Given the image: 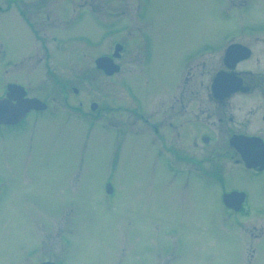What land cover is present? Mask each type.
Returning <instances> with one entry per match:
<instances>
[{"label":"rangeland","instance_id":"374dc122","mask_svg":"<svg viewBox=\"0 0 264 264\" xmlns=\"http://www.w3.org/2000/svg\"><path fill=\"white\" fill-rule=\"evenodd\" d=\"M71 1L23 3L34 12L27 15L36 30L37 7L49 10L41 29L61 38L56 45L37 41L15 6L0 17L9 80L48 106L28 117L24 129L0 133V264H39L58 256L63 264H264V182L241 171L225 176L227 188L241 186L249 194L251 212L243 219L228 213L218 184L185 190L183 177L167 169L171 152L147 131L136 132L144 127L132 126L127 100L110 87L123 79L146 115H161L182 58L194 51L187 47L226 37L227 0H138L136 13L134 0H88L104 7L107 19L122 15L117 24L101 26L92 12L75 21ZM250 2L248 21L259 25L264 0ZM38 16L41 22L44 15ZM131 32L140 65L132 66L128 44L122 72L105 78L94 64L114 50L105 37L129 43ZM83 36L92 43H78ZM72 87L81 90L78 97ZM94 100L99 113L90 110ZM106 182L115 189L111 204L104 200ZM60 234L68 243L59 244Z\"/></svg>","mask_w":264,"mask_h":264},{"label":"flooded vegetation","instance_id":"af4514ba","mask_svg":"<svg viewBox=\"0 0 264 264\" xmlns=\"http://www.w3.org/2000/svg\"><path fill=\"white\" fill-rule=\"evenodd\" d=\"M24 1L0 0V17L5 16L11 6H15L28 23V28L36 35L37 41L44 44L50 42L53 45L61 41L56 33L41 29L42 24L50 21L49 10L37 7L35 12L38 17V28L36 30L35 23L27 15L34 12L23 4ZM134 1L133 11L136 13L139 11L138 0ZM148 1L142 0V2ZM85 2L88 3V0L71 1L75 21L83 19L85 11L92 12L98 17L100 26L102 23L106 25L112 21L117 24L123 19L122 15L107 19L104 7L102 8L99 4L98 6L85 4ZM227 2L229 9L222 12L225 17L227 16L226 22L229 28L226 37L218 42L196 43L187 47V51L192 49L194 51L182 58L177 76L172 79L173 88L168 104L163 107L161 115H146L132 87L129 85L128 90L126 88L124 90L119 78L116 83L119 82V84L110 87L117 93L118 98L127 100L132 126H136L135 122H138L144 127L136 132L147 131L151 134L153 142L157 140L163 150L167 149L171 152L172 155L166 161L167 169L177 172L180 178L183 177L185 190L196 189L197 192L198 188L206 189L212 184H218V189L221 195L223 194V206L233 217L243 219L251 212L249 194L241 186L227 188L225 176L241 171L264 182V21L259 25L251 26L248 21L252 4L250 0H227ZM84 7H87V10ZM97 7V11L93 9ZM101 10L102 15H100ZM134 13L133 21L136 23ZM139 13L143 15L144 10ZM39 14L44 15L41 22ZM108 15L110 14H106V17ZM65 25L63 23L62 27ZM117 28L118 26H114V29ZM106 33L113 32L109 30ZM126 34L129 43L118 40L117 36L115 40L111 36L105 37L113 40L114 50L110 54H100L98 57H111L120 67L118 73L107 78L122 72L121 61L129 48L128 44H131L128 55L132 66L140 65L142 54L137 47L138 41L132 43L133 40H131L132 37L134 40L137 39L136 33ZM48 35L49 41H46ZM196 40L201 42L203 39ZM77 42L92 43L86 36L79 37ZM147 42L149 43V40ZM146 52L147 62H149L147 49ZM8 57L5 48L0 46V78L2 77L0 98L6 96L11 83L8 76L10 72L7 67ZM46 58L50 59V57ZM4 66L7 68L4 69ZM71 91L76 97L81 93V90L75 87H72ZM89 91L97 90L94 86H89ZM92 103L98 104L95 100L91 101L90 108ZM79 105L81 106L82 103ZM47 109L48 106L44 111H37V114L46 112ZM117 109L122 110V107L118 106ZM32 113L36 112L30 114ZM25 120L26 118L16 125L0 124V133L10 135L22 130ZM213 180L215 182H212ZM1 183L0 179V187ZM1 192L0 189V196ZM227 194L231 197L225 200ZM193 198H195L194 194L187 196V199ZM58 242L64 245L68 243V239L60 234ZM45 263L63 264L64 260L58 256L57 259L42 261L39 264Z\"/></svg>","mask_w":264,"mask_h":264},{"label":"water","instance_id":"95a60500","mask_svg":"<svg viewBox=\"0 0 264 264\" xmlns=\"http://www.w3.org/2000/svg\"><path fill=\"white\" fill-rule=\"evenodd\" d=\"M97 67L112 74L115 71L111 59H98ZM18 88V90L16 89ZM25 91L21 87L12 86L8 98L0 100V124H14L30 109H44L46 106L37 99H24ZM12 100L17 103L12 105Z\"/></svg>","mask_w":264,"mask_h":264}]
</instances>
